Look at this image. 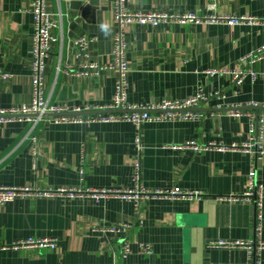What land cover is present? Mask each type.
<instances>
[{
  "label": "crops",
  "instance_id": "obj_1",
  "mask_svg": "<svg viewBox=\"0 0 264 264\" xmlns=\"http://www.w3.org/2000/svg\"><path fill=\"white\" fill-rule=\"evenodd\" d=\"M32 0H0V110L18 109L31 100L29 51L33 34ZM57 42L47 60L44 98L48 106L68 109L104 106L113 95L115 73L77 77L83 62L111 64L115 28L112 0L83 15L67 0H48ZM130 10L231 15L264 19V0H127ZM112 25L105 38L98 24ZM95 39L86 60L75 59L74 39ZM130 103L174 100L219 92L194 109L198 121L148 123L142 128V184L148 190L181 189L207 197L241 195L254 167L263 186L260 233L254 211L242 203L212 200L149 201L140 212L124 200L96 203L90 197H21L0 206V264H247L242 249L209 247L215 241L264 243V156L253 161L241 151L174 150L193 142L241 147L248 141V119L230 117L227 109L264 105V60L251 66L257 80L235 88L229 75L208 77L207 70L235 69L239 59L264 47L262 25L131 24L126 31ZM221 107L219 113L215 112ZM135 130L125 122L53 125L38 121L0 123V186L47 190L81 188L127 190L132 187ZM36 142H32V138ZM264 145V142H263ZM34 150V151H32ZM34 153V155H33ZM128 225L125 234L106 229ZM54 240V249H16L27 240ZM126 240L131 253L120 257ZM152 247L151 255L140 253ZM264 264V249L259 255Z\"/></svg>",
  "mask_w": 264,
  "mask_h": 264
},
{
  "label": "built area",
  "instance_id": "obj_2",
  "mask_svg": "<svg viewBox=\"0 0 264 264\" xmlns=\"http://www.w3.org/2000/svg\"><path fill=\"white\" fill-rule=\"evenodd\" d=\"M127 0H112V13L115 28L113 31V41L111 50V64L100 66L96 63L87 61L80 65L79 70L66 73L77 77H96L102 71L110 70L115 73L113 95L109 104L104 106H91L68 109L66 107L48 106L44 98V79L47 72V60L50 57L52 48L57 42L53 31L56 27L52 13L49 9L48 0H32L29 12L32 15L33 34L29 51L30 85L31 100L26 106L18 109L0 110V123L11 121H44L53 125H91L99 123H118L125 122L133 125L135 134L133 145L135 149L134 161L131 165L132 187L127 190H92L81 188H58L39 190L31 187H5L0 186V206L13 202L17 198L23 197H67L70 199L79 197H90L96 203L112 198L130 202L136 212H140L144 205L149 201L155 200H212L218 203L235 204L242 203L250 206L254 211L255 231L260 233L261 221L263 216V186L257 180L254 167H250L247 175V188L241 195H229L223 197H207L199 192L184 191L173 189L169 191L148 190L142 184L141 153L142 128L148 123L165 122H189L198 121L201 118L194 109L207 102L210 98H224L219 92L206 95L202 88H198L196 93L182 101L161 100L148 101L144 103H130L127 97L129 66L127 63L126 31L131 24L140 26L149 25L156 29L160 26L179 24V25H262L264 19L256 17H236L231 15H207L196 13H165V12H143L141 10H130L127 7ZM95 39L80 36L73 41L75 49V59L86 60L88 58V47L94 43ZM264 60V47H259L239 59L238 67L235 69L207 70L204 74L208 77L215 75H229L231 83L235 88L240 87L245 79L257 80L258 76L251 70V66ZM0 78L5 80L9 77L0 70ZM221 107L218 106L215 112L219 113ZM230 117L248 119V141L237 147H229L221 144H210L199 146L193 142L181 146H174V150H190L195 153L202 151H241L253 161H258L264 156V105L248 104L246 107L236 105L227 109ZM33 116H36L33 118ZM49 116V117H47ZM32 142L36 139L33 137ZM34 151V150H32ZM34 155V153H33ZM128 225L122 224L120 228L106 229V232L125 234ZM57 242L54 240H27L20 241L12 245L16 249H54ZM213 248L242 249L247 252V264H260L259 255L264 249V243L260 241H250L242 243L239 241H215L208 244ZM140 253L144 255L152 254L150 245H141ZM131 253L130 244L124 240L120 257L125 259Z\"/></svg>",
  "mask_w": 264,
  "mask_h": 264
},
{
  "label": "water",
  "instance_id": "obj_3",
  "mask_svg": "<svg viewBox=\"0 0 264 264\" xmlns=\"http://www.w3.org/2000/svg\"><path fill=\"white\" fill-rule=\"evenodd\" d=\"M67 1H69V6L72 10H81L83 15L92 11V8H97L99 6V0H87V2H85V0H67ZM35 117L36 116H33V118Z\"/></svg>",
  "mask_w": 264,
  "mask_h": 264
},
{
  "label": "clouds",
  "instance_id": "obj_4",
  "mask_svg": "<svg viewBox=\"0 0 264 264\" xmlns=\"http://www.w3.org/2000/svg\"><path fill=\"white\" fill-rule=\"evenodd\" d=\"M85 2H87V0H85ZM98 28L105 38H108L112 35V25L111 24L107 22H102L98 24Z\"/></svg>",
  "mask_w": 264,
  "mask_h": 264
}]
</instances>
